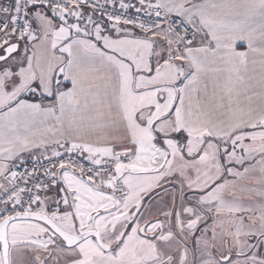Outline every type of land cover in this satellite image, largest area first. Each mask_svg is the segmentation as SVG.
<instances>
[{
	"label": "snow or ice",
	"instance_id": "6c2138e0",
	"mask_svg": "<svg viewBox=\"0 0 264 264\" xmlns=\"http://www.w3.org/2000/svg\"><path fill=\"white\" fill-rule=\"evenodd\" d=\"M0 264H264V0H0Z\"/></svg>",
	"mask_w": 264,
	"mask_h": 264
}]
</instances>
